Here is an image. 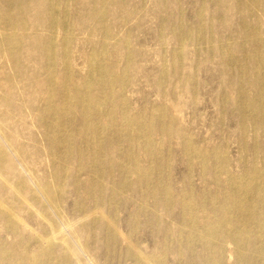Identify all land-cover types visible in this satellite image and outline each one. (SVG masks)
Listing matches in <instances>:
<instances>
[{
  "label": "bare ground",
  "instance_id": "obj_1",
  "mask_svg": "<svg viewBox=\"0 0 264 264\" xmlns=\"http://www.w3.org/2000/svg\"><path fill=\"white\" fill-rule=\"evenodd\" d=\"M149 1L0 0V219L19 237L0 235V264H54L59 249L61 264L80 252L82 264H99L80 238L90 228L102 233L101 264H168L169 255L174 264H264V0H197L193 26L182 0ZM165 11L154 32L161 63L147 76L136 34L149 13ZM212 59L225 87L220 121L236 120L235 158L226 139H199L183 118L182 95L196 103L197 70ZM179 67L194 73L177 100L161 92L162 102L132 103L138 77L160 90ZM178 155L186 169L175 187ZM70 186L73 219L59 208ZM128 202V236L148 231V252L118 233Z\"/></svg>",
  "mask_w": 264,
  "mask_h": 264
},
{
  "label": "rangeland",
  "instance_id": "obj_2",
  "mask_svg": "<svg viewBox=\"0 0 264 264\" xmlns=\"http://www.w3.org/2000/svg\"><path fill=\"white\" fill-rule=\"evenodd\" d=\"M142 5H147L148 8L152 7V4L149 0H141ZM181 5L183 6V16L186 20L187 24L190 26H193L196 22L195 12L197 8V0H182ZM178 12H176V16H178ZM218 12L215 11V15H217ZM169 16V12L165 11L163 14H154L149 13L147 16V19L145 20L144 26L137 31L136 34V44L141 45L147 50V55L144 58L142 64L146 68L145 72L146 75H155L156 70L158 66L160 65L161 56L159 54V44L157 40L155 41L154 32L156 31V27ZM188 17V18H187ZM133 22V21H132ZM129 22L126 24V26L123 25V28L126 29L129 26H132L133 23ZM149 23V24H148ZM143 44V45H142ZM158 44V45H157ZM173 42L170 43V47H172ZM146 46V47H145ZM189 46L193 52V59L197 60L199 58V52L195 51L196 49V40L195 38L191 37L189 39ZM148 47V48H147ZM169 47V48H170ZM199 49L201 50H207V44L202 43L199 46ZM158 54V55H157ZM148 59V60H147ZM215 62H208L207 68H202L197 70V75L199 78V86L197 87L195 93L198 96V100L195 104H191L189 97L185 94L182 95V97H186V107L185 115L183 116L185 120V124L190 125L193 129L194 133L199 139H202L204 141H211L212 142H219L221 139H226L227 141V150L229 155L232 158H235L238 155V145L236 141V120L231 119L227 117L223 121H220V112L222 110V103L220 102V97L224 93L225 87L221 84H219L217 78H216V70H213V66ZM156 69V70H155ZM155 70V71H154ZM187 68L185 67H179L177 71L174 73L172 82L166 84L160 90H156V88L150 84L149 80L145 76L138 77L135 87L128 91V95L132 100V103L136 106H141L145 100L152 101V102H162V94L161 92H165L168 94V97L171 100H177L179 98L181 89H182V80L191 73ZM137 78V77H136ZM135 80V78L133 77ZM130 93V94H129ZM140 93V94H139ZM141 100V103H140ZM136 103V104H135ZM219 112V113H218ZM222 122V123H221ZM225 130V134L222 136L220 134V129ZM221 135V137H220ZM176 144L179 146V139H175ZM33 158H37L35 155H33ZM47 157L42 156L41 159L46 160ZM34 171H37L38 168H32ZM186 165L184 161L182 160V157L180 155L177 156L175 169H174V176L177 180V186L180 187V178L182 173L185 171ZM48 172V171H47ZM40 174H43L42 171L39 172ZM191 180L193 184L196 186H200L202 184V179L199 176L198 173H193L191 175ZM74 187L70 186L68 192L65 195L64 200L62 201L60 208V213L65 214L68 217H74V215L79 214L78 210L75 206L76 201V195L74 193ZM44 201V200H42ZM37 210L40 211L43 215L46 216L45 212H49V207H43L40 205L36 206ZM135 208V204L133 202H128L124 206L121 207L119 210V219L117 223V230L120 236H123L124 242L129 241H135L137 244H141L142 248L145 252H148L151 247L153 246V238L151 237L150 233L148 231H138V232H132L130 236H128L129 232V225L128 222L131 217V213ZM101 212H106L104 209L100 208ZM23 214V215H22ZM18 215L26 221L27 226L35 231L41 232L44 230V224L38 220H36L35 217L32 218H26L28 214L26 211H18ZM48 217V216H46ZM56 217V215H55ZM49 219H52L54 217H48ZM56 219V218H55ZM73 219V218H72ZM47 222V221H46ZM105 224V223H104ZM6 222L4 220L0 219V235L2 238H6L7 240H18L19 237L13 236L10 233H7L5 230L6 228ZM26 226V227H27ZM9 231V230H8ZM87 241H86V235ZM101 236L102 233L99 232V230L96 229H85L80 233L81 241L86 243L88 245L89 252L93 254L95 257H97L95 260L98 261L99 264H101L103 260L102 251L103 247L101 244ZM26 241L27 249L34 250L37 245L34 242H31L28 239V234L23 233V236L21 237ZM68 239L71 241V238L68 237ZM100 241L98 244V248L96 247V244ZM88 242V243H87ZM20 251L22 252V247L19 246ZM24 250V249H23ZM58 253L56 256L53 257L54 264H61L60 260H56V258H60L62 256V250H57ZM30 252V250H29ZM83 255L81 252L76 256V258L73 260L70 264H82V260L79 256ZM83 260H86L84 256H81ZM101 261V262H100ZM168 264H174L175 262V256L169 255L167 257ZM85 264V263H83Z\"/></svg>",
  "mask_w": 264,
  "mask_h": 264
}]
</instances>
